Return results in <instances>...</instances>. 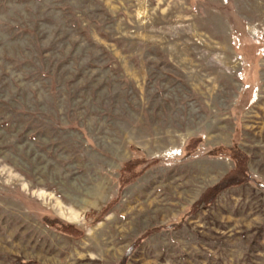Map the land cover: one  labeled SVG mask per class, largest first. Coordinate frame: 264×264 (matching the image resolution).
<instances>
[{
  "label": "rangeland",
  "instance_id": "obj_1",
  "mask_svg": "<svg viewBox=\"0 0 264 264\" xmlns=\"http://www.w3.org/2000/svg\"><path fill=\"white\" fill-rule=\"evenodd\" d=\"M121 263L264 264V0H0V264Z\"/></svg>",
  "mask_w": 264,
  "mask_h": 264
},
{
  "label": "trees",
  "instance_id": "obj_2",
  "mask_svg": "<svg viewBox=\"0 0 264 264\" xmlns=\"http://www.w3.org/2000/svg\"><path fill=\"white\" fill-rule=\"evenodd\" d=\"M232 157L235 160L236 168L232 172L225 175L218 184L210 188H207L201 194L198 201L193 204L192 210H198L200 208L206 207L207 205H209L214 201V199L221 190L241 184L245 179H247V175H246L247 169L245 167L244 160L239 158V156L235 154H233ZM137 164H138L137 161L127 162L124 164L120 175V182L122 186H124L125 184L133 180V178L139 175L138 172L136 171ZM61 230L71 234L72 236H78L80 234V232L72 225H67L66 227L61 226ZM153 230L154 229H150L147 231V233L148 232L150 233Z\"/></svg>",
  "mask_w": 264,
  "mask_h": 264
}]
</instances>
